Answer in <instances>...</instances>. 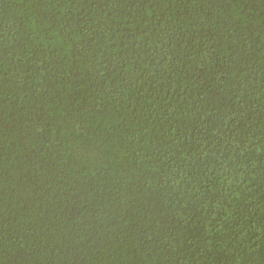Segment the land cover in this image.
Wrapping results in <instances>:
<instances>
[{
  "label": "trees",
  "instance_id": "trees-1",
  "mask_svg": "<svg viewBox=\"0 0 264 264\" xmlns=\"http://www.w3.org/2000/svg\"><path fill=\"white\" fill-rule=\"evenodd\" d=\"M0 264H264V0H0Z\"/></svg>",
  "mask_w": 264,
  "mask_h": 264
}]
</instances>
